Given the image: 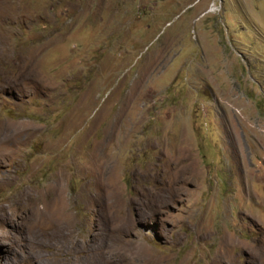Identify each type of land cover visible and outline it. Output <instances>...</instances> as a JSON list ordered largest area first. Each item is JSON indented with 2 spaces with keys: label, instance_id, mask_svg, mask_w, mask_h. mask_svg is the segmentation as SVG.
Returning <instances> with one entry per match:
<instances>
[{
  "label": "rangeland",
  "instance_id": "obj_1",
  "mask_svg": "<svg viewBox=\"0 0 264 264\" xmlns=\"http://www.w3.org/2000/svg\"><path fill=\"white\" fill-rule=\"evenodd\" d=\"M0 206V264H264V0H0Z\"/></svg>",
  "mask_w": 264,
  "mask_h": 264
},
{
  "label": "bare ground",
  "instance_id": "obj_2",
  "mask_svg": "<svg viewBox=\"0 0 264 264\" xmlns=\"http://www.w3.org/2000/svg\"><path fill=\"white\" fill-rule=\"evenodd\" d=\"M233 112V111H232ZM55 195H58V194H55ZM54 195V196H55ZM59 197V196H58ZM59 199V198H58ZM53 203V205L52 204H48L47 205V209H50V213H47V217H49V216H52V219H55V220H59L61 223H64V220H63V218H61L60 216H57L56 215V213H58V210H59V208H60V206L58 205V204H55L54 202H52ZM3 210V208H2V206H0V212ZM53 211V212H52ZM51 212L52 213H54V215L55 216H53L52 214H51ZM56 212V213H55ZM54 222V221H53ZM55 223V222H54ZM87 244V243H86ZM83 245V244H82ZM75 246H77V245H75ZM88 246V245H87ZM92 246V245H91ZM77 248H78V246H77ZM72 249V248H71ZM80 249L81 250H83V248H81V246H80ZM88 249V248H87ZM95 249H96V247H95ZM92 250V249H91ZM123 251H122V253L123 254H128V252H129V250L128 249H126V248H123L122 249ZM119 251H120V249H119ZM85 252V251H84ZM121 252V251H120ZM130 253V252H129ZM68 254H69V252H68ZM73 254H75V253H73ZM88 254V253H87ZM129 255V254H128ZM72 256V255H71ZM78 256V255H77ZM89 256V255H88ZM121 256V255H120ZM130 256H131V254H130ZM91 257V256H90ZM122 257V256H121ZM125 257V256H124ZM128 257V256H127ZM133 257V256H132ZM117 258V257H116ZM72 259V258H71ZM93 259V258H92ZM74 260V259H73ZM78 260V259H77ZM88 260H89V258H88ZM137 260V261H136ZM142 260V259H141ZM141 260H140V257H136L135 259H132V260H130V259H128V260H124V264H143V262H141ZM81 261V260H80ZM147 262V261H146ZM74 263V262H73ZM76 263V262H75ZM83 262H81V264H82ZM86 263V261L84 262V264ZM92 263V262H91ZM148 263V262H147ZM80 264V263H79ZM92 264H94V263H92Z\"/></svg>",
  "mask_w": 264,
  "mask_h": 264
}]
</instances>
